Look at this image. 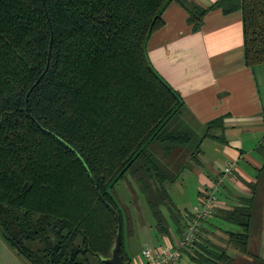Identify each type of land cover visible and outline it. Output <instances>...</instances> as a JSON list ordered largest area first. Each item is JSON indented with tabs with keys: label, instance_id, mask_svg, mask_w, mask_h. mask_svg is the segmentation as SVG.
Returning <instances> with one entry per match:
<instances>
[{
	"label": "trees",
	"instance_id": "16d2710c",
	"mask_svg": "<svg viewBox=\"0 0 264 264\" xmlns=\"http://www.w3.org/2000/svg\"><path fill=\"white\" fill-rule=\"evenodd\" d=\"M173 1L0 0V235L30 264H110L119 223L111 208L125 226L112 189L128 173L157 234L172 233L166 207L184 239L191 215L167 185L198 161L204 137L218 138L211 128L221 122L202 137L185 124L181 97L149 60ZM215 8L241 11L245 63L264 64V0L185 6L194 31ZM255 192L216 214L238 228L225 229L224 245L198 238L200 226L181 260L264 264L250 250ZM119 254L133 261L123 234Z\"/></svg>",
	"mask_w": 264,
	"mask_h": 264
},
{
	"label": "crops",
	"instance_id": "0c3cea01",
	"mask_svg": "<svg viewBox=\"0 0 264 264\" xmlns=\"http://www.w3.org/2000/svg\"><path fill=\"white\" fill-rule=\"evenodd\" d=\"M180 1L182 4L175 0L164 10V26L147 44L149 60L181 97L180 117L185 124L202 137L208 123L215 119L221 123L211 128L218 138L201 140L198 161L168 184L167 191L180 213L190 216L200 207L203 191L215 188L217 202L199 231L207 241L224 245V231L230 227L216 214L240 205L241 199L251 197L256 189L251 242L254 252L264 258V64L250 68L245 63L240 10L224 13L221 8L211 9L194 31L185 6L205 9L216 0ZM229 164L231 174L226 175ZM189 185L193 188L190 197L186 195ZM187 198H192L193 204L197 201L193 211ZM168 221L172 233L157 234L162 244L149 248H164L178 241L177 227ZM154 229L157 233L156 221ZM141 257L133 258L131 264ZM0 264L30 263L0 235Z\"/></svg>",
	"mask_w": 264,
	"mask_h": 264
},
{
	"label": "rangeland",
	"instance_id": "374dc122",
	"mask_svg": "<svg viewBox=\"0 0 264 264\" xmlns=\"http://www.w3.org/2000/svg\"><path fill=\"white\" fill-rule=\"evenodd\" d=\"M191 191H193L192 186L189 185V189L186 193L187 196H192ZM112 193L117 199L120 209L123 211L125 217L124 229H123V243L128 254L135 258L137 256L142 255V251L145 247H154L159 244H162V238L157 236L155 227V220L150 207L147 203L146 197L141 190L139 184H137L135 178L128 173L124 179L119 180L112 189ZM186 204L193 211L194 204L192 203V198H187ZM161 211L166 216L167 219H171L167 217V208L162 207ZM171 224V222H170ZM232 229L238 230V228L234 225H227ZM143 227H145L143 229ZM146 232H149L147 234ZM254 232V231H253ZM198 238H202L201 235ZM253 241L251 242V248L254 252L255 247L252 246ZM164 247V246H163ZM231 245L230 252L232 256L236 255L237 251ZM179 263L174 262L173 264H193L186 258L179 259Z\"/></svg>",
	"mask_w": 264,
	"mask_h": 264
},
{
	"label": "built area",
	"instance_id": "2783aa9c",
	"mask_svg": "<svg viewBox=\"0 0 264 264\" xmlns=\"http://www.w3.org/2000/svg\"><path fill=\"white\" fill-rule=\"evenodd\" d=\"M232 165L225 169L226 175L231 174ZM217 202L216 189H206L202 193L201 204L197 211L191 215L186 228L185 237L178 240L176 246L167 245L164 248L151 249L145 247L139 261L132 264H173L180 259L179 248L183 247L197 237V232L203 220L212 212ZM136 260V259H135Z\"/></svg>",
	"mask_w": 264,
	"mask_h": 264
},
{
	"label": "water",
	"instance_id": "95a60500",
	"mask_svg": "<svg viewBox=\"0 0 264 264\" xmlns=\"http://www.w3.org/2000/svg\"><path fill=\"white\" fill-rule=\"evenodd\" d=\"M115 217L118 219V231H117V237H116V242L112 251V256L111 258L107 259L106 261L110 264H130L128 261H124L122 256L119 254L120 246L122 243V225L120 222V216L118 212L111 208Z\"/></svg>",
	"mask_w": 264,
	"mask_h": 264
}]
</instances>
